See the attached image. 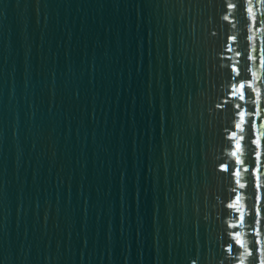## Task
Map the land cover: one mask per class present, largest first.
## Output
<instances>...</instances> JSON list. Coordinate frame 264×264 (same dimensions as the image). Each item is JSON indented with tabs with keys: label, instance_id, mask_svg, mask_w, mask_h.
<instances>
[{
	"label": "water",
	"instance_id": "water-1",
	"mask_svg": "<svg viewBox=\"0 0 264 264\" xmlns=\"http://www.w3.org/2000/svg\"><path fill=\"white\" fill-rule=\"evenodd\" d=\"M251 15L243 0H0V264H249L224 251L229 232L250 244L253 189L218 170L236 157L215 105L237 52L264 48V5Z\"/></svg>",
	"mask_w": 264,
	"mask_h": 264
},
{
	"label": "snow or ice",
	"instance_id": "snow-or-ice-1",
	"mask_svg": "<svg viewBox=\"0 0 264 264\" xmlns=\"http://www.w3.org/2000/svg\"><path fill=\"white\" fill-rule=\"evenodd\" d=\"M247 5L252 6L248 7ZM257 5H264V0H243V10L252 14L249 22L253 25L260 23V19L255 15ZM239 7L240 5L237 3L227 2L225 13L228 9L237 10ZM222 19L227 22L230 16L223 14ZM229 40L235 42L236 38L229 36ZM228 50L231 51L230 48ZM262 53H264V48L259 47L237 52L238 57H245L244 72L242 73L239 67V61L227 65L230 68V73L224 82L225 98L223 100L218 98L215 105L218 112H223L227 108L232 109V121L231 124L225 127V131H230L227 140L229 142L235 141V144L232 145L235 150L231 152V155L236 157L231 164L221 162L218 170L235 178V184L240 189L247 187V184L241 183L239 179L241 171L248 173L247 181L253 189L251 194L253 202L248 209L251 219L245 221L242 215L238 217L240 223L246 222L249 226L248 235L252 237L250 244H246L238 232L235 234L229 232L228 235L232 236V242L228 244L227 248H224V251L243 250L244 256L250 258L249 264H264V184L261 183V178L264 176V139L257 136V126H264V120L261 119V113L264 112V86L254 87L247 75L251 72L249 62L258 63L264 67V58H261ZM252 75L255 76L254 73ZM246 104L251 105V107L246 108ZM237 116L239 117L238 121ZM241 142L245 143L242 144ZM242 148H245L250 154V160L245 161L239 158L238 153H241ZM235 191L236 188L233 187L232 192L235 193ZM238 205L239 197L236 198L235 203H228L227 208L239 212ZM229 227L234 230L239 225L233 224ZM236 258V256L232 257V259ZM193 264H195V261H193ZM221 264H223V261H221ZM241 264H244L243 258H241Z\"/></svg>",
	"mask_w": 264,
	"mask_h": 264
}]
</instances>
